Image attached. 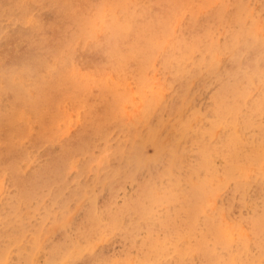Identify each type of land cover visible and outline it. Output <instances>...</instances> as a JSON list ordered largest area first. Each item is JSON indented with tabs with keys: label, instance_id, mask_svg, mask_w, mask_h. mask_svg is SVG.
I'll list each match as a JSON object with an SVG mask.
<instances>
[{
	"label": "rangeland",
	"instance_id": "obj_1",
	"mask_svg": "<svg viewBox=\"0 0 264 264\" xmlns=\"http://www.w3.org/2000/svg\"><path fill=\"white\" fill-rule=\"evenodd\" d=\"M40 1L0 0V129L11 126L25 151L0 166V264H264V110L251 109L258 100L264 109V0L182 2L154 35L152 58L139 74L89 60L110 31L115 3L100 8L92 34H78L72 47L21 54L25 35L50 33L52 2L39 8ZM217 11L240 15L243 33L212 19ZM203 22L201 50L171 66L179 40ZM55 81H72L74 95L109 94L112 125L84 130L89 108L69 93L59 92L49 108L42 97ZM43 118L50 134L37 140ZM229 136L257 153L231 172L228 159L210 153ZM55 152L65 158L57 175H33ZM180 204L192 209L175 213ZM168 217L173 225L191 221L202 237L167 233ZM198 235L208 244L192 246Z\"/></svg>",
	"mask_w": 264,
	"mask_h": 264
},
{
	"label": "bare ground",
	"instance_id": "obj_2",
	"mask_svg": "<svg viewBox=\"0 0 264 264\" xmlns=\"http://www.w3.org/2000/svg\"><path fill=\"white\" fill-rule=\"evenodd\" d=\"M119 1L121 0H69V1L41 0L38 4L39 8L43 5H48L52 2L49 5V8L51 9V11L49 12L50 14L48 16H45L47 31H50V33L49 35H45L47 34V32L46 33L40 32L39 34H35L34 36L25 35L26 45L21 50V54H26V53L27 54L28 53L37 54L39 52H44V49L46 48V46L49 47V44L51 45L54 53L61 52L64 48L72 47L74 40L78 34H85V35L92 34V31H93V27H92L93 19L92 18L99 14L98 11L100 10V8L107 5L108 3H111V4L115 3L114 6H112V8L114 10L113 13L115 12L116 13L113 16L114 19L112 20V23L109 22L110 31L104 37L103 42L96 43L91 47L93 56H96V58L89 59V60H91L96 66L110 65L113 68H121L122 70L124 69L128 73L139 74V72L142 71L143 67L148 65V61H150L152 58V54H153V51H152L153 42L152 41H153L154 35L158 31L165 29L167 16L171 14L173 10H176L175 8H177L182 2L186 0H146L142 6L133 8L130 10L127 8H122L118 6V4L120 3ZM190 1H193V0H190ZM195 1L204 2V0H195ZM52 7H55V8L52 10ZM59 9L63 10L64 12H59ZM105 12L106 14H108L109 11H105ZM211 16H212V19H216L220 16L225 21L226 25L229 27L231 32L243 33V29L241 28V22H239L242 18V17L240 18V15L232 13L231 15H229V17H225L221 15V12L217 11L216 13H212ZM205 29H206L205 22L194 24L192 28L188 29L187 34L184 37H182L177 44L176 51L173 53L175 60L174 62H171V66L175 68H179L182 65V60L185 58L186 55H188V53L192 49L201 50L204 44L203 33ZM164 60L165 62H169L170 58L166 56ZM60 84L61 83L55 81L46 88V92H45V95L42 97V101L43 103H46L47 106H49V108L55 104L56 102L55 99L58 97L59 92H62L65 94L69 93L70 95H72L74 103L82 104V105L85 104V106L89 108V118H88L87 124L85 125L84 130L91 132V133H95L99 131L100 129L104 131L105 129H107V126H110V124L112 125L113 122L111 123V117H110V113L112 112V107H111L112 97L109 94H104L103 92L100 91V93L92 94V95L87 94V93L80 94V92L74 95L73 93L75 92L74 91L75 86L73 85L72 81L65 82L63 85L62 84L60 85ZM9 92H10V96H8L9 100L12 103H15L17 101V97L15 93L12 91H9ZM113 108H114V105H113ZM251 109H256L258 111L261 109L264 110L261 106V101L259 100L251 107ZM41 124H43L44 128H41V130L39 131L37 140H40L42 136H48L50 134L49 133L50 128H51L50 120H44L43 118ZM10 127L11 126L2 127L0 129V132H1V135H0V166L3 165V163L9 164V163H14L15 161H20L23 158V155L25 153L22 147L17 146L13 142V134H12L13 132L9 130ZM260 127L264 130V125H261ZM263 135H264V131H263ZM69 150H70V147L65 149L63 152H67ZM251 151L252 152H250V150H247V146L245 150H242V145L239 144L238 139L233 138L232 136L230 138L222 140L219 144L213 146L210 153L212 155L219 154L223 156L224 158L228 159L229 161L228 172H231L233 167L240 160L256 158L257 156L256 151L254 149H252ZM62 154L64 155V153ZM62 154L55 152L52 155V161L45 168V170L37 172L33 175H57V173L59 172L62 166V161H64L65 159L62 156ZM131 157L132 155H129L125 158L126 164L130 163V161L132 160ZM10 169L14 170V167ZM148 186L142 185L139 191L148 192ZM186 196L187 195L185 194V197ZM187 197L191 198L190 194ZM184 204H180L179 206L175 205L174 212L177 213V211L178 210L180 211V209H185L186 211L191 208L190 205L184 206ZM199 210H201V208ZM196 211H197V208H196ZM170 215L172 216L174 214L170 213ZM199 218L200 217H198V219L194 221H198ZM171 219H174V218H171ZM171 219L170 217L166 218V220L168 221L170 220V222H171ZM185 219L186 218H184V220ZM166 224L167 223L163 222L164 226L162 225L163 227L161 228H163L167 233L173 230L172 232H175L178 235L182 234V230L187 231L189 234H195L197 231L200 234L202 230L201 228L200 230L196 225L195 226L191 225L193 224L191 223V221L190 222L185 221L182 223V225L181 224L173 225L172 223L171 226H167L169 224L167 225ZM260 225L262 226L263 224L261 222L260 223L256 222L253 225V226H256V229H257L256 231L258 235H261L259 234L261 231V230L259 231V229L262 228ZM181 227L184 229H182ZM204 230L205 231L203 233H205L206 231H209L206 229ZM209 232L211 233V231ZM203 233L202 235L204 236ZM173 235L174 234L172 233L171 235L167 237H172ZM262 235H264V233ZM210 236H208V238H211ZM200 237H202L201 234H200ZM155 238H156V235L150 237L149 248L154 247ZM198 238H199V235H198ZM196 239L197 238L195 237L194 240ZM190 241L191 240H189V242ZM204 241L202 240L200 241V238H199V242L197 241L196 244L193 243L195 245L192 244V246L203 247L201 246L202 242L204 243V246L208 244V243H205ZM259 244H262V243H259ZM259 244H258V250H260V248L262 247ZM6 246L9 247V244L7 245L6 243ZM228 252L230 253V251ZM242 261L247 262L248 260L243 259ZM234 262L236 263V261ZM244 262H242V264H244ZM195 264H205V262L204 260H199Z\"/></svg>",
	"mask_w": 264,
	"mask_h": 264
}]
</instances>
